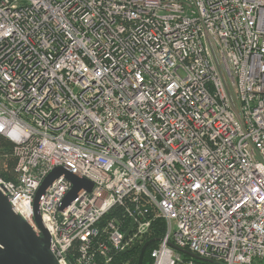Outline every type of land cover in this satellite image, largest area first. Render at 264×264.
Wrapping results in <instances>:
<instances>
[{"label": "built area", "instance_id": "2783aa9c", "mask_svg": "<svg viewBox=\"0 0 264 264\" xmlns=\"http://www.w3.org/2000/svg\"><path fill=\"white\" fill-rule=\"evenodd\" d=\"M0 191L61 264H264V0H0ZM134 220L131 232L126 236ZM122 264H128L124 262Z\"/></svg>", "mask_w": 264, "mask_h": 264}, {"label": "water", "instance_id": "95a60500", "mask_svg": "<svg viewBox=\"0 0 264 264\" xmlns=\"http://www.w3.org/2000/svg\"><path fill=\"white\" fill-rule=\"evenodd\" d=\"M61 175H65L72 183L60 206L61 210L69 206L79 192L92 191L95 186L91 180L71 172L64 166L54 168L44 178L34 197V218L40 233L13 209L8 197L0 191V264H61L51 248L52 237L40 210L46 191ZM133 225L134 220L126 236L131 232ZM152 241L153 239L141 246L137 264H143L146 249ZM139 246L140 244H135L124 253L131 252Z\"/></svg>", "mask_w": 264, "mask_h": 264}, {"label": "trees", "instance_id": "16d2710c", "mask_svg": "<svg viewBox=\"0 0 264 264\" xmlns=\"http://www.w3.org/2000/svg\"><path fill=\"white\" fill-rule=\"evenodd\" d=\"M0 139V143H1ZM13 144L12 142H10ZM14 146V145H13ZM11 149V148H10ZM15 164V162H14ZM165 233V222L162 218H155L154 221L152 222V227L149 232V234L146 236L145 240L143 243L152 240L153 241L149 244V246L146 249L145 255H144V260L143 264H153V259L151 257V251L158 246L161 238H163ZM141 246L135 248L133 251L128 252V253H123L119 252V254L116 256V261L115 264H122L125 261H128L129 259H132V264H137L141 252Z\"/></svg>", "mask_w": 264, "mask_h": 264}, {"label": "rangeland", "instance_id": "374dc122", "mask_svg": "<svg viewBox=\"0 0 264 264\" xmlns=\"http://www.w3.org/2000/svg\"><path fill=\"white\" fill-rule=\"evenodd\" d=\"M1 143H0V176L2 177H10L9 173L10 169L13 167L15 158L13 155V144L10 143V140L4 135H0ZM11 148V149H10ZM132 259H129L128 264H132Z\"/></svg>", "mask_w": 264, "mask_h": 264}, {"label": "bare ground", "instance_id": "6f19581e", "mask_svg": "<svg viewBox=\"0 0 264 264\" xmlns=\"http://www.w3.org/2000/svg\"><path fill=\"white\" fill-rule=\"evenodd\" d=\"M46 227H48V224L46 223Z\"/></svg>", "mask_w": 264, "mask_h": 264}]
</instances>
